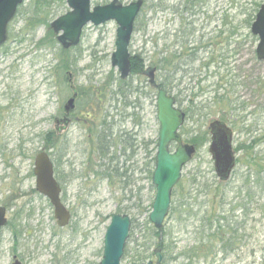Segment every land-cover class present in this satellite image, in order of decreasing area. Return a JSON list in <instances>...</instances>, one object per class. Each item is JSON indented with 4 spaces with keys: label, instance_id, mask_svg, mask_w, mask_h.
I'll list each match as a JSON object with an SVG mask.
<instances>
[{
    "label": "rangeland",
    "instance_id": "1",
    "mask_svg": "<svg viewBox=\"0 0 264 264\" xmlns=\"http://www.w3.org/2000/svg\"><path fill=\"white\" fill-rule=\"evenodd\" d=\"M40 1L37 9L34 8L37 1H24L9 23L6 41L0 47V208L6 210L7 219V225L0 230V264H12L13 257L21 264H99L105 231L117 210H126L121 215L130 219L141 212L139 224L148 219L151 211L155 187L149 174L150 159L156 154L159 130L156 91L149 87L145 77H129L122 80L128 82V91L133 92L129 101L140 107L133 110L117 101L113 94L121 79L110 62L115 51L116 23L110 21L98 27L88 24L82 31L79 45L64 49L57 41L58 34L52 23L69 11L66 1ZM118 1L127 5L138 0ZM141 1L142 9L134 22L130 40V55L139 56L144 60V67H148L156 63L161 51H177V61L185 73L177 74V78L182 75L184 78L170 95L179 90L183 101L177 103L178 108L185 109L191 100L189 105L193 112L209 114L208 119H186L180 128L185 143L195 135L190 133L193 129L207 135V142L183 168L180 182L188 189V181L196 174L218 182L208 152V125L220 119L219 110L231 107L245 110L236 112L237 118L231 122L237 121L239 127L246 128L256 121L264 127V62L256 59L257 39L250 33L253 18L264 0ZM110 2L92 0L91 7ZM182 42L186 46L184 52L178 50ZM192 58L197 61L189 65ZM62 61L68 62L67 69L61 68ZM137 87L141 89L139 93ZM220 87V96L226 94L231 104L214 103L213 92ZM81 89L88 91L91 104L81 110L84 98L80 97L81 104L77 101L78 106L70 116L71 124L56 134L55 120L62 118L63 105L73 90ZM193 95L196 96L194 100ZM121 112L134 113V121L130 118L121 121ZM194 120H198L197 123ZM102 121L111 127L112 137L122 136L132 145L131 150L125 151V157L130 159L125 166L131 182L124 193L119 190L121 185L114 189L106 180L100 181L94 173L88 174L84 169L85 165L87 168L84 152L92 139L90 129L94 123L99 125ZM243 121L245 126H241ZM50 132L56 146L46 151L44 138ZM126 134L128 137L124 136ZM245 140L246 136L234 133L233 148ZM148 143L149 146H145ZM124 145L117 147V157L121 158L119 153ZM174 149L175 145H171L170 151ZM41 150L61 157L59 176H54L61 187V202L72 216L64 229L56 226L49 201L35 191L33 163ZM257 150L259 155L264 154V144ZM239 157L240 153L236 154V159ZM91 158L97 162L95 155ZM239 168L237 165L235 171ZM237 178L232 175L225 187L228 191L226 203L237 194ZM137 190L141 211L132 207ZM173 193L170 207L178 200L176 189ZM254 201L258 203L252 204L241 219L246 245L237 252L239 255L234 253L225 262L217 257L201 264H264V199ZM233 202L235 204L236 199ZM231 215L243 217L239 208ZM163 230L167 232L168 249L174 252L172 257L190 245V228L181 225L171 209ZM131 231L132 227L125 252L133 254L143 250L135 247L141 244L143 234L141 228L133 235ZM133 263L142 262L120 261V264Z\"/></svg>",
    "mask_w": 264,
    "mask_h": 264
},
{
    "label": "trees",
    "instance_id": "2",
    "mask_svg": "<svg viewBox=\"0 0 264 264\" xmlns=\"http://www.w3.org/2000/svg\"><path fill=\"white\" fill-rule=\"evenodd\" d=\"M35 1H37L36 6L38 7L34 6V8L37 9L41 6L40 4L42 2L40 0ZM186 10L189 9L186 8ZM179 45L180 47L178 50L183 52L186 51L184 42L179 43ZM178 59L177 51L170 53L165 49L159 53L156 63L150 64V66H154L160 74L158 75V79H160L158 87L165 90L169 95L171 94V91L179 87L181 80L184 78L183 75L181 78H176L174 75H171L172 78L170 79L165 75L168 73L176 74L181 70L182 67L180 66V62L177 61ZM196 61L197 58H192L189 65H192ZM130 64V77L141 76V72L145 68L144 60L139 56H131ZM60 66L63 69H67L68 62L62 61ZM176 82H178V84L173 85ZM221 89L222 87L213 92L214 103L220 106L231 104L226 100V94L220 96L219 90L221 91ZM127 90H130L128 82H121V80H118V86L113 96L118 100L119 97L125 95ZM136 90L138 91L140 88L137 87ZM74 92L77 93L78 104H81L80 97L84 98L81 110H84L86 105L89 106V104H91L90 102H92V98L91 96L90 98L88 97L87 90L81 89L78 90V92L77 90H74ZM174 97L178 104L182 103L183 96L179 90L175 92ZM195 97L196 96L193 95L192 99L194 100ZM190 103H192L191 100ZM78 104H76V107ZM189 104L185 108L188 120L193 118L208 119L207 117H209V114L201 115L198 112L195 113L196 111L193 112V110H191L192 106ZM95 105L97 106V104ZM124 106L130 107L133 110L140 107L138 103L133 107L127 103H125ZM244 111L245 110H235L232 107L229 110H219L220 121L230 124L234 133L246 136V140L234 148L235 154L240 153V157L236 159V166L239 165L240 168L232 174L235 175L236 178L238 176L237 180L239 181V185L236 188L237 194L235 198L226 203L228 191L225 187L228 185L229 181L227 183H221L214 179L210 180L205 175L201 176L196 174L188 181V189L185 188L182 182H179L175 188L178 192V200L176 203L174 202L175 206L170 207V209L171 213L176 216V220L181 225L185 228H190V231H188L191 236L190 245L176 253L175 257H172L174 252L168 249L165 241L167 232L162 229L161 233L163 241L160 244L158 242L160 233L154 229L148 219L139 224V216L141 212H138V214H134L131 218V232L133 235L135 234L136 229L141 228L140 233L143 234L140 238L141 244L135 247L143 248V250H137L133 254H130L129 251L126 250L121 260L129 259L132 262L142 263L145 260L150 261V259H153L150 249L158 248V246L162 250V264H201V262H211L217 257H221V260L225 262L230 259L232 254L235 253V255H239L237 252L246 245V236L244 234L245 228L243 226L244 222H242L241 219L247 215L252 204L258 203L254 200L264 199V154L259 155L260 152L257 150L258 147L264 144V127H261L260 124L258 125L256 121L248 125L246 128L239 127L237 121L231 122L232 119L237 118V115L235 114L236 112ZM197 121L198 120H194L195 123H197ZM241 126H245L244 121L241 123ZM183 130L184 129L182 128V131ZM190 133L195 135L191 136L186 142L195 146L196 149H199L207 142L206 134L203 136L196 129H193ZM90 134L92 135V139L88 142L87 150L84 152L86 156L85 164H87V168L85 165L84 169L88 171V174H91L90 172L94 173L93 175L99 177L100 181L106 180L110 187L114 189H116V185H121L119 190L121 193H124L131 182L130 177L127 176L128 168L125 166L127 161L130 160L129 157H125V151L126 149H132L129 139H124L122 136H118L117 138L112 137L111 127L106 126V123L103 121L99 125L94 123L93 128L90 129ZM44 140V149L46 151L55 148L56 142L53 139L51 132L45 135ZM123 143H125V145L119 153L122 154L120 158L116 156V152L117 147ZM145 146L148 147L149 143ZM47 154L54 165V174L58 178L61 157L60 155L56 157L55 153ZM93 155L97 157L98 163L92 160L91 157ZM154 163L155 160L153 157L150 159V165H152L149 170L150 176L154 169ZM241 167H244L245 170ZM240 170L241 173H239ZM131 198L132 195H130V199ZM234 199H236L235 204L233 202ZM135 200L136 202L132 207L137 211H141L142 206L139 202V190L136 192ZM227 206L229 207L228 210L224 211V208ZM238 208L241 213H243V217L235 218L231 213L234 211L237 212ZM124 212H126V210L118 209L116 214H123ZM17 216H19V214H17ZM15 236L17 237L16 232Z\"/></svg>",
    "mask_w": 264,
    "mask_h": 264
},
{
    "label": "water",
    "instance_id": "3",
    "mask_svg": "<svg viewBox=\"0 0 264 264\" xmlns=\"http://www.w3.org/2000/svg\"><path fill=\"white\" fill-rule=\"evenodd\" d=\"M24 0H0V46L6 41V30L16 15L17 9ZM69 9L67 13L56 18L52 28L58 34L57 41L64 48L76 47L82 30L88 24L94 27L114 21L117 25L115 51L111 55V66L117 69L119 78L126 80L131 74L129 45L133 33L134 22L142 8L138 0L122 5L118 0L104 6L91 7L92 0H65ZM250 33L257 38L255 56L258 62H264V5H261L250 26ZM155 68L148 67L142 71L148 84L156 88ZM77 93L63 106L65 114L75 108ZM185 114L176 107L175 99L164 90L158 89L156 95V119L159 124L156 144L155 164L151 176L155 187V197L148 220L160 233L158 242L162 243V229L170 210L172 192L179 183L183 168L189 164L196 153L193 145L185 144L179 131L184 125ZM210 143L208 152L213 161L214 174L221 183L230 180L236 167V155L233 149V132L224 122L214 120L208 125ZM171 145L176 148L170 151ZM35 190L44 196L53 208V217L59 228L69 224L70 213L61 202V188L54 178L53 165L48 155L41 151L35 156L33 164ZM7 224L6 210L0 208V230ZM131 222L126 215H114L106 228L103 238V255L99 264H120L129 236ZM155 263L149 261L141 264H162V250L158 246L152 252ZM13 264H21L15 260ZM136 264V263H133Z\"/></svg>",
    "mask_w": 264,
    "mask_h": 264
},
{
    "label": "flooded vegetation",
    "instance_id": "4",
    "mask_svg": "<svg viewBox=\"0 0 264 264\" xmlns=\"http://www.w3.org/2000/svg\"><path fill=\"white\" fill-rule=\"evenodd\" d=\"M192 51H195V50H192ZM148 67H152V68H155L154 66H148ZM148 67H146V68H148ZM145 68V69H146ZM157 72H158V70L155 68V74H154V77H155V82H156V84H157V87L156 88H152V87H150L152 90H154V91H156V95H157V91H158V89H160L159 87H158V82H157ZM182 74V73H185V71H183V70H180V71H178V73H176V74H173V73H168V74H165V75H167L168 76V78H172L171 77V75H174L176 78H177V74ZM159 75V74H158ZM141 76H142V72H141ZM181 76V75H180ZM121 82H122V80H121ZM148 82V81H147ZM149 85V84H148ZM141 90V89H140ZM139 91V90H138ZM137 91V92H138ZM165 91V90H164ZM140 92V91H139ZM138 92V93H139ZM166 92V91H165ZM167 93V92H166ZM168 94V93H167ZM132 95H133V92L132 91H126L125 92V95L124 96H122V97H119V99L117 100V101H121V102H124V103H126V102H128L127 104H129L131 107H133V106H135V102H133V103H130V101H129V99L132 97ZM169 95V94H168ZM169 96H173L174 97V95H169ZM77 99H78V96H77ZM77 99H76V101H75V108H74V110L72 111V112H70L69 114H65L64 113V111H63V108H62V113H63V116H62V118H57L56 120H55V132H56V134H60V132H62V131H64V128H65V126L66 127H68L70 124H71V122H72V118H70V116H71V114L75 111V109H76V104H77ZM174 99H175V97H174ZM175 103H176V107H177V102H176V99H175ZM178 108V107H177ZM178 109H180V108H178ZM184 114H185V120L187 119V113H186V111H185V109H180ZM119 118H120V120L121 121H124L125 119H128V118H130V120L133 122L134 121V113H126V112H121L120 113V115H119ZM124 136H127V134L126 135H124ZM128 137V136H127ZM41 151H44V150H41ZM40 151V152H41ZM39 152V153H40ZM45 152V151H44ZM46 153V152H45ZM47 154V153H46ZM48 155V154H47ZM52 162V161H51ZM53 164V163H52ZM54 167V166H53ZM38 193V192H37ZM39 194V193H38ZM71 213V212H70ZM7 225V224H6ZM37 236H38V223H37ZM13 259H16V257H13Z\"/></svg>",
    "mask_w": 264,
    "mask_h": 264
}]
</instances>
